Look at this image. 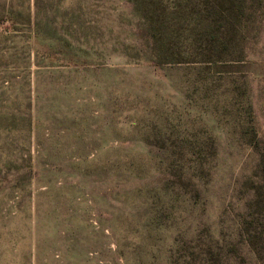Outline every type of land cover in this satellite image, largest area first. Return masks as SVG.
Returning a JSON list of instances; mask_svg holds the SVG:
<instances>
[{
  "label": "rangeland",
  "instance_id": "374dc122",
  "mask_svg": "<svg viewBox=\"0 0 264 264\" xmlns=\"http://www.w3.org/2000/svg\"><path fill=\"white\" fill-rule=\"evenodd\" d=\"M0 264H264V0H0Z\"/></svg>",
  "mask_w": 264,
  "mask_h": 264
}]
</instances>
